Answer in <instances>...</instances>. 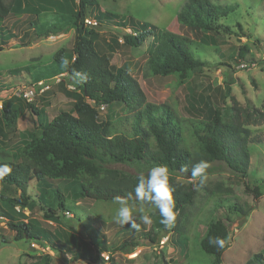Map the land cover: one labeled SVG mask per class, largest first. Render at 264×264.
Listing matches in <instances>:
<instances>
[{
  "label": "rangeland",
  "instance_id": "rangeland-1",
  "mask_svg": "<svg viewBox=\"0 0 264 264\" xmlns=\"http://www.w3.org/2000/svg\"><path fill=\"white\" fill-rule=\"evenodd\" d=\"M186 1L96 0V7L86 17V21L93 24H84L87 31L97 33L99 50L108 56L111 65L126 68L147 102L172 105L184 121H204L216 114L247 131L246 175L242 177L216 162L207 169V179L202 185L198 178L194 181L189 175L172 176L185 192L191 194L193 203L184 211L188 222L174 224L171 228L160 223V216L147 212L152 223L146 225L137 218L139 231L129 225L117 224L113 217L118 205L82 201L62 184H59L60 191L73 210L64 213L58 222L46 220L37 209H10L0 202V264H100V259L103 264H210L211 260L198 252L197 243L204 235L207 223L216 220L226 221L229 227V245L222 254L221 264H244L264 249V0H209L214 5L231 9V13L219 20L220 25L232 31L230 34H205L178 26L175 14ZM35 2L42 9L39 15L44 12L41 16L31 17L26 12L9 15L0 21V29L5 35L8 32L11 35L7 45L0 46V80L8 89L0 101V110L5 103L16 116L13 132L6 131L0 124V161L16 155L37 134L38 125H32L37 116L28 105L43 110L49 119H54L61 113L72 112L75 103V98L65 94L73 91L63 74L56 72L58 75L53 78L44 76L40 81L41 88L34 86L36 83L26 73L5 75L23 66H33L47 74L54 54L60 49L69 50L73 42L71 26L67 27L66 33L36 37L34 30L50 28V13L56 10V4L62 6L63 0ZM103 15H115L117 20H97ZM130 19L158 31L167 30L188 38L193 56L203 63V67L180 86L173 77L146 76L142 70L151 42L138 49L126 47L121 42L120 28L115 26L121 22L127 24ZM30 23L35 24L30 26ZM125 31L130 33L126 27ZM29 90L33 91V97L24 98L22 95ZM96 111L98 121L105 122L121 116L124 108L113 104L96 108ZM113 168L131 178L141 173L146 175L149 170L124 165ZM9 195L18 196L14 190ZM136 215L139 216V208H136ZM9 221L28 223L33 229L46 233L47 239L43 244L16 242L6 226ZM89 231L102 239L108 253L98 255L90 243ZM143 235H150L153 242ZM134 236V240L139 239L137 248L119 250L121 244ZM61 243L76 255H85L84 258L71 261V255L63 249L58 252L51 248V245L59 247Z\"/></svg>",
  "mask_w": 264,
  "mask_h": 264
},
{
  "label": "trees",
  "instance_id": "trees-1",
  "mask_svg": "<svg viewBox=\"0 0 264 264\" xmlns=\"http://www.w3.org/2000/svg\"><path fill=\"white\" fill-rule=\"evenodd\" d=\"M96 5V0H63V5L56 4V10L50 13V28L34 30L36 37L66 33L70 26L74 30L70 49H60L54 54L47 74L35 70L33 66L19 67L5 74L22 76L26 73L33 83L40 82L46 75L53 78L58 75L56 72L63 74L69 86L75 85L70 87L73 93L65 92L68 97L75 98V103L72 112L61 113L54 119H49L43 110L28 105L32 114L37 116L32 125H38L39 130L16 155H9L7 160L0 161V164L6 163L12 168V172L0 180V202L10 209H37L46 220L58 222L64 213L73 210L67 203V197L61 193L59 184L68 186L66 190H71L75 198L82 201L115 204L117 196L128 193L135 196L137 177L118 173L114 165L149 169L167 165L169 183L175 189L173 199L177 216L174 224L187 223L184 211L192 206L191 194L185 192L172 176H190L192 167L200 160L207 161L209 165L223 163L228 170L245 176L249 157L247 131L216 114L204 121H184L172 105L147 102L126 68H114L108 56L99 50L97 33L86 30L84 22L88 12ZM41 10L35 0H0V21L9 15L18 16L26 12L31 17H39L44 13L39 15ZM229 13L231 9L227 6L214 5L209 0H187L175 15L180 27L205 34H230L232 31L229 28L219 24V20ZM101 18L117 20L115 15H103L97 20ZM35 23H30V26ZM115 26L120 28L121 42L126 47L138 49L151 42L142 70L146 76L173 77L180 86L203 67V63L192 54L190 40L184 36L167 30L158 31L131 19L127 24L121 22ZM125 27L130 33L125 31ZM10 38L9 32L5 35L0 29V46L7 45ZM239 56L242 57L241 54ZM75 72L81 73L82 82H76L80 78L75 77ZM1 82L2 79L0 101L3 94L8 93ZM113 104L123 106L122 115L112 121L99 122L96 108ZM15 120V114L3 103L0 124L6 131L13 132ZM182 167H187L188 171L181 173ZM13 190L17 192V197L9 195ZM140 206L137 202V208ZM145 212L160 216L158 210L147 205ZM72 215L76 217L75 213ZM6 226L14 234L16 242L36 241L43 244L47 239L46 233L33 229L28 223L9 221ZM89 233L90 243L98 255L108 253L102 239L96 238L93 231ZM143 236H148L153 242L150 235ZM213 237L226 239L225 247L210 244L209 240ZM134 238L136 236L121 244L119 250L137 248L136 241L139 239ZM228 240L226 221H209L197 243L198 252L210 259V264H221ZM58 245H51V248L58 252L63 249L71 255V261L85 256L76 255L62 243ZM100 264H103L101 259ZM244 264H264V249Z\"/></svg>",
  "mask_w": 264,
  "mask_h": 264
},
{
  "label": "clouds",
  "instance_id": "clouds-1",
  "mask_svg": "<svg viewBox=\"0 0 264 264\" xmlns=\"http://www.w3.org/2000/svg\"><path fill=\"white\" fill-rule=\"evenodd\" d=\"M75 77L80 78L76 82H82L81 73L75 72ZM72 84L70 87H74ZM210 167L205 160H200L191 169V179H199L202 185L207 179V169ZM187 167L180 169L181 173H186ZM12 172L9 164H0V180ZM175 189L169 183V169L167 165H157L150 168L147 174L141 173L137 177L135 185V196L128 193L126 196H117L114 203L118 205L115 211L113 220L120 225H129L132 229L140 230V224L137 223V218L146 225L152 223L150 215L146 214L145 206H150L158 210L161 217L160 223L166 228L174 226V221L177 216L176 204L173 199ZM137 202L141 205L139 208V216L136 215ZM210 244H215L220 248L225 247L227 240L221 237H213L209 240Z\"/></svg>",
  "mask_w": 264,
  "mask_h": 264
},
{
  "label": "built area",
  "instance_id": "built-area-1",
  "mask_svg": "<svg viewBox=\"0 0 264 264\" xmlns=\"http://www.w3.org/2000/svg\"><path fill=\"white\" fill-rule=\"evenodd\" d=\"M85 22L88 25L93 24L92 22H89L86 20H85ZM94 26H95V23H94ZM34 86H38V88H41L43 86V84L41 82H37ZM32 95H33V91L29 90L27 93H24L22 96H24V98L31 99L33 97Z\"/></svg>",
  "mask_w": 264,
  "mask_h": 264
}]
</instances>
